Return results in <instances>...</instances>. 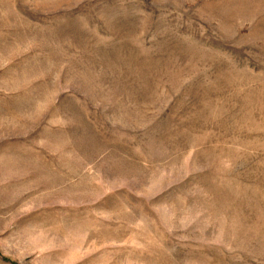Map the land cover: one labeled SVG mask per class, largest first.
I'll list each match as a JSON object with an SVG mask.
<instances>
[{"label":"rangeland","instance_id":"rangeland-1","mask_svg":"<svg viewBox=\"0 0 264 264\" xmlns=\"http://www.w3.org/2000/svg\"><path fill=\"white\" fill-rule=\"evenodd\" d=\"M0 264H264V0H0Z\"/></svg>","mask_w":264,"mask_h":264}]
</instances>
